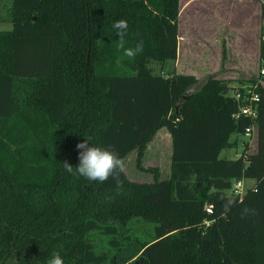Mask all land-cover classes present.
Returning a JSON list of instances; mask_svg holds the SVG:
<instances>
[{
    "label": "trees",
    "instance_id": "1",
    "mask_svg": "<svg viewBox=\"0 0 264 264\" xmlns=\"http://www.w3.org/2000/svg\"><path fill=\"white\" fill-rule=\"evenodd\" d=\"M7 12L12 28L0 30V264H46L57 252L64 264H122L95 250L93 234L126 258L138 253L143 264H264V85L256 151L220 157L248 123L232 116L231 86L213 73L199 80L150 65L177 56L179 0H10ZM120 19L129 25L126 47L143 41L135 58L117 50L112 25ZM260 36L262 63L264 29ZM162 126L171 136L166 177L139 164ZM88 136L121 159L136 150L153 179L123 171L117 190L111 177L79 176L76 145ZM238 178L254 179L241 196L230 193ZM133 218L154 222L150 239L122 234Z\"/></svg>",
    "mask_w": 264,
    "mask_h": 264
},
{
    "label": "rangeland",
    "instance_id": "2",
    "mask_svg": "<svg viewBox=\"0 0 264 264\" xmlns=\"http://www.w3.org/2000/svg\"><path fill=\"white\" fill-rule=\"evenodd\" d=\"M187 1L179 0L177 56L163 64L151 61L154 71L193 72L199 80L213 73L231 87L256 78L261 65L257 51L262 26L264 29V17L260 11L264 0ZM9 4L10 0H0V30L12 28L7 12ZM253 144L248 147L249 151L254 149L256 144ZM235 150L239 152L241 145L222 148L220 155L231 157ZM170 154L171 137L167 129L162 128L149 141L139 164L143 167L157 166L161 177H166L169 174ZM122 160L128 178L136 181L153 179L152 171L139 167L136 150ZM244 181L247 187L251 186L247 178ZM127 226L123 235L129 232L141 239L152 237L154 222L150 220L133 218ZM92 239L95 250L106 252L109 260L122 261V264H143L138 253L126 258L111 248L107 238L102 235L93 234Z\"/></svg>",
    "mask_w": 264,
    "mask_h": 264
},
{
    "label": "clouds",
    "instance_id": "3",
    "mask_svg": "<svg viewBox=\"0 0 264 264\" xmlns=\"http://www.w3.org/2000/svg\"><path fill=\"white\" fill-rule=\"evenodd\" d=\"M112 27L119 37L116 45L117 50L122 51L123 56L132 59L143 51V41H139L135 47H126L124 36L129 28L126 20L120 19L115 21ZM90 140V136L85 137L83 138V142L76 145L77 149L80 150L78 153L79 164L75 167L76 173L89 181H98L100 183L107 181L111 177L115 181L116 189L119 190L123 186L120 180V174L124 171L125 167L123 160L109 149L92 146ZM60 163L66 172H73V166L67 161ZM232 203V200L227 201L224 205L225 211L228 210ZM244 211L246 212L247 209ZM46 264H64V261L57 252L51 255Z\"/></svg>",
    "mask_w": 264,
    "mask_h": 264
},
{
    "label": "built area",
    "instance_id": "4",
    "mask_svg": "<svg viewBox=\"0 0 264 264\" xmlns=\"http://www.w3.org/2000/svg\"><path fill=\"white\" fill-rule=\"evenodd\" d=\"M261 75H264V62L261 63L259 74L255 79L240 82L239 84L232 86L227 93L237 102V110L233 112V118L237 119L243 116L248 119V123L243 132H233L231 135V140L236 139L243 147L242 152L245 157L248 154V147L250 144H253V141L257 142V117L260 100L258 88L259 85H264V80ZM244 182V178L235 179L230 188V193L241 196L247 188ZM206 210H211L210 204L207 205Z\"/></svg>",
    "mask_w": 264,
    "mask_h": 264
},
{
    "label": "crops",
    "instance_id": "5",
    "mask_svg": "<svg viewBox=\"0 0 264 264\" xmlns=\"http://www.w3.org/2000/svg\"><path fill=\"white\" fill-rule=\"evenodd\" d=\"M262 6V5H261ZM260 11H261V7H260ZM261 15L264 17V15L262 14V11H261ZM179 16V15H178ZM2 30H6V29H2ZM262 30H263V26H262ZM177 50H178V41H177ZM257 54H258V56H259V51H257ZM260 60V59H259ZM173 65H174V63H173ZM180 73H188V74H194L193 72H180ZM195 75V74H194ZM197 78H198V76L197 75H195ZM162 128H166V127H164V126H162V127H160L159 129H157V131L155 132V134L160 130V129H162ZM167 129V128H166ZM168 131V130H167ZM169 133V132H168ZM154 134V135H155ZM153 135V136H154ZM169 135H170V133H169ZM171 137V136H170ZM153 138V137H152ZM149 143V142H148ZM148 143H147V146H148ZM254 144H256L255 145V147H254V149L252 150V151H249L248 153H253V152H255L256 151V146H257V142L255 141L254 142ZM253 144V145H254ZM240 146L241 144L239 143V142H237V144H235L234 146H231V147H238V146ZM252 145V146H253ZM147 146H146V148H147ZM243 147L241 146V150L239 151V152H237L236 150H235V152H234V154L231 156V157H237L243 150ZM146 150V149H145ZM132 151H134V150H132ZM131 152V151H130ZM129 152V153H130ZM171 155V154H170ZM219 156L220 157H228V156H221L220 155V153H219ZM229 158V157H228ZM170 167V166H169ZM160 173V172H159ZM160 177H161V175H160ZM248 179V181H250V183H251V186L254 184V179L253 178H247Z\"/></svg>",
    "mask_w": 264,
    "mask_h": 264
}]
</instances>
